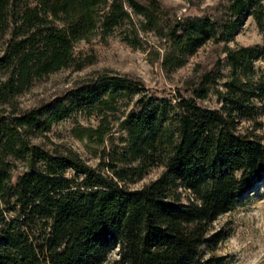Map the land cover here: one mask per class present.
Segmentation results:
<instances>
[{"label": "trees", "instance_id": "trees-1", "mask_svg": "<svg viewBox=\"0 0 264 264\" xmlns=\"http://www.w3.org/2000/svg\"><path fill=\"white\" fill-rule=\"evenodd\" d=\"M19 1L0 0V36H11L0 58V264H106L116 251L117 264H225L215 252L226 233L214 223L264 179L257 133L264 128V66H257L264 45L226 43L248 17L264 31V0H232L221 17L183 20L157 0ZM126 22L124 40L132 47H142L139 30L166 38L165 70L209 42L225 44L224 89L219 60L192 83L190 97L180 89L158 96L141 81L104 75L69 106L18 108L36 80L72 67L78 42ZM212 94L218 109L200 104ZM130 101L114 144L108 113ZM78 109L99 118L80 135L103 147L98 167L72 150L33 142ZM18 163L24 169L15 175ZM158 167L164 171L156 180L130 187Z\"/></svg>", "mask_w": 264, "mask_h": 264}, {"label": "rangeland", "instance_id": "rangeland-1", "mask_svg": "<svg viewBox=\"0 0 264 264\" xmlns=\"http://www.w3.org/2000/svg\"><path fill=\"white\" fill-rule=\"evenodd\" d=\"M171 15L178 20L211 15L221 17L232 0H157ZM20 7L37 5L36 0H20ZM135 22L139 18L134 17ZM130 24L124 23L108 36L97 30L88 41H81L75 45V62L72 67L36 80L32 87L17 99L18 108L24 111L45 110L51 105L63 101L66 106L77 100V93L85 86L96 82L106 75L112 78H127L141 81L145 87L158 96H173L176 90H181L186 97L191 96L192 83L200 76L214 68L221 60L223 79L220 88L228 80L230 69L227 67L226 55L223 53L225 44L209 42L196 54L186 59L178 68L165 70L161 67V55L168 49L166 38L154 32L139 30L142 47L135 48L124 40L130 30ZM10 33L0 36V58L5 54ZM229 47H253L264 45V31H262L252 17L243 21L235 38L226 43ZM264 66V62L257 63ZM118 108L109 114L112 120L114 144H119L122 132H119V120L122 119L131 106ZM200 104L211 109H218L221 104L215 94ZM83 109H78L70 117L55 122L48 133L34 137L33 142L47 150L66 152L72 150L87 164L98 167L99 154L103 147L89 142L88 136L80 135L96 128L99 118L87 117ZM243 124V130L248 127ZM264 139V128L257 132ZM108 141L106 146H110ZM15 175L23 171V164L18 163ZM164 168L152 169L143 179L130 185L132 189H140L156 180L163 173ZM216 231L223 230L226 239L221 242L215 252L216 256L226 258L225 264H264V179L259 182L245 197V201L231 212L221 216L214 223ZM117 251L106 264H117Z\"/></svg>", "mask_w": 264, "mask_h": 264}]
</instances>
